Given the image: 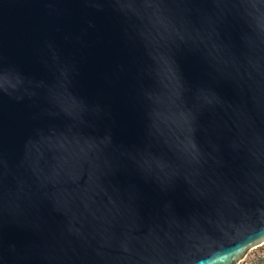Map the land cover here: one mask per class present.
Instances as JSON below:
<instances>
[{"label": "water", "instance_id": "water-1", "mask_svg": "<svg viewBox=\"0 0 264 264\" xmlns=\"http://www.w3.org/2000/svg\"><path fill=\"white\" fill-rule=\"evenodd\" d=\"M0 67V264H209L264 225V0H0Z\"/></svg>", "mask_w": 264, "mask_h": 264}, {"label": "clouds", "instance_id": "clouds-1", "mask_svg": "<svg viewBox=\"0 0 264 264\" xmlns=\"http://www.w3.org/2000/svg\"><path fill=\"white\" fill-rule=\"evenodd\" d=\"M209 264H264V225H257L219 249Z\"/></svg>", "mask_w": 264, "mask_h": 264}, {"label": "snow or ice", "instance_id": "snow-or-ice-1", "mask_svg": "<svg viewBox=\"0 0 264 264\" xmlns=\"http://www.w3.org/2000/svg\"><path fill=\"white\" fill-rule=\"evenodd\" d=\"M13 75V71L9 70V69H6L4 67H0V87H2L4 81H5V78H11ZM70 110H75L79 107V105L77 104V102L72 99L70 100Z\"/></svg>", "mask_w": 264, "mask_h": 264}]
</instances>
